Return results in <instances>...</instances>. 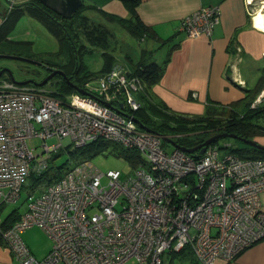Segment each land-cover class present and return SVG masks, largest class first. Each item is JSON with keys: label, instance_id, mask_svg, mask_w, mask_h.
<instances>
[{"label": "built area", "instance_id": "built-area-1", "mask_svg": "<svg viewBox=\"0 0 264 264\" xmlns=\"http://www.w3.org/2000/svg\"><path fill=\"white\" fill-rule=\"evenodd\" d=\"M220 15L218 6L200 7L181 19L179 31L211 37ZM81 89L97 99L54 96L47 86L0 78V214L18 202L27 178L47 181L43 193L32 192L23 211H14L15 222L6 226L0 218V239L20 264H163L164 254L185 250L197 263L213 264L233 261L264 240V159L221 156L230 145L215 143L202 155L166 152L160 134L132 120L142 84L119 61ZM262 102L264 91L252 107ZM95 143L128 155L133 173L123 180L119 171L102 173L86 158L49 172L55 155ZM32 227L52 244L41 260L21 238Z\"/></svg>", "mask_w": 264, "mask_h": 264}, {"label": "crops", "instance_id": "crops-1", "mask_svg": "<svg viewBox=\"0 0 264 264\" xmlns=\"http://www.w3.org/2000/svg\"><path fill=\"white\" fill-rule=\"evenodd\" d=\"M82 1L85 6L96 7L102 13L122 19L129 17L128 11L119 0ZM248 1L141 0L136 12L141 22L151 29L155 38L137 41L130 36V39L137 43H153L140 49L138 54L136 51L133 54L132 50L123 51L119 46L121 53L118 57H113L116 61H122L129 72H133V65L139 60L142 50L153 52L151 59L158 64L162 65L167 59L162 77L150 88L152 101L180 117H206L208 106L219 110L221 107L237 103L245 97L247 90L257 85L259 78L264 74V30L255 24L257 15L264 13V7L257 10L253 5H248ZM8 2L9 0H0V20L7 12ZM213 5L220 8L221 15L213 27L211 37L202 35L189 38L179 31V23L183 17L200 7ZM88 12L95 14L100 20H105L96 10ZM26 16L40 24L28 14L20 19ZM4 19L6 20V16ZM17 26L16 23L12 33ZM18 35L21 36L20 33ZM159 42L171 44L167 49L162 48L157 52L155 47ZM260 138L264 139V136L256 137L255 140L259 142ZM259 144L264 145V142ZM260 201L264 211V193L260 195ZM28 231L21 233V238L32 255L41 260L51 249L49 241L39 231L43 237L41 244H28L31 238ZM0 264H20L1 239ZM163 264L199 263L194 260L189 250H185L178 254H167ZM213 264H264V240L245 249L233 261L225 262L219 259Z\"/></svg>", "mask_w": 264, "mask_h": 264}, {"label": "trees", "instance_id": "trees-1", "mask_svg": "<svg viewBox=\"0 0 264 264\" xmlns=\"http://www.w3.org/2000/svg\"><path fill=\"white\" fill-rule=\"evenodd\" d=\"M17 1L13 6V10L9 11L6 20L4 19L5 21L0 26V45L5 41H13L11 34L18 21L13 23L12 18L18 20L23 15L28 14L42 24L57 41L58 51L49 53V57L54 59V62L46 61L45 63L41 61V63L46 64L48 72L53 69L62 70L69 79V83H67L62 77L55 76L59 80L52 85H57L58 89L50 91L54 96L62 97L76 93L71 84L82 88L90 78H96L111 69L116 60L110 51L115 49L116 39L107 23L117 24L137 41L155 38L151 29L141 22L136 12L141 0H119L129 13L127 19L102 13L96 7L85 6L84 4L70 19H61L53 16L38 0ZM21 1L25 2L18 4ZM95 10L105 20L94 21L85 13ZM24 42L27 43V41ZM94 49H100L101 58L103 59L101 69L95 73L90 72L86 60H83ZM152 54L153 52L142 50L139 60L133 65V72H129L130 76L138 78L142 84V91L136 94V100L140 103V108L133 113V116L143 126L148 127L157 134L170 137L177 144L188 148L194 147L219 133L234 134L247 140L264 136V127L257 123L260 118L264 117V105L252 107L256 96L264 88V74L259 78L254 88L246 91L243 99L237 103L221 107L220 110L223 113L230 114L225 122L220 123L221 121L215 119L217 110L213 106H208L206 117L190 119L174 115L152 101L150 88L159 82L163 74V66L167 62L166 59L162 65L158 64L151 59ZM60 57H65L66 60L63 61ZM6 79H10V77ZM189 135H193L195 140L190 141L188 139ZM256 143L259 144V142ZM103 144L95 143L87 147L103 146ZM244 145L243 149L234 150L237 152L236 154L242 158L264 159V150ZM84 149H81V151ZM123 158L128 160L130 157L126 155ZM17 218L16 212L9 213L4 219V225L12 224Z\"/></svg>", "mask_w": 264, "mask_h": 264}, {"label": "rangeland", "instance_id": "rangeland-1", "mask_svg": "<svg viewBox=\"0 0 264 264\" xmlns=\"http://www.w3.org/2000/svg\"><path fill=\"white\" fill-rule=\"evenodd\" d=\"M10 2L11 0H9L8 5H7V10L8 8H10L8 10V13L9 11L13 10V7H10ZM16 2L18 1L15 0V3ZM262 2H264V0H252V5L255 7V9L258 8L257 10H260L262 7H264V3ZM15 3L13 5H15ZM6 13L4 17L6 16ZM85 13L94 21L100 20L93 13H90V12H85ZM4 17H2L0 20V26L4 22ZM12 21L13 23L18 21L17 29L14 30V32L11 34V37H12L11 39H13L14 42L5 41L2 45H0V54L14 55V56L36 60L39 62L43 61L45 63L46 61L48 62L55 61L54 59L49 57L50 56L49 53L58 51L57 41L47 31V29L44 26H42L41 24H38L35 20H31L27 18V16L25 18L23 17L22 19L19 18L18 20L12 18ZM107 24H108L107 26L112 30L113 34L115 35V39H116L115 49L113 51H110L112 56H116V57L119 56V53H121L119 46L122 47L121 49L123 51L129 50L130 52L132 50L133 54L135 51H136V54H138L140 49H144L149 44L153 43L151 41L150 42L146 41L144 43L143 42L137 43L131 40L130 35L126 33L123 29H121L117 24H109V23ZM18 33H20L21 36L18 35ZM24 41H27V43ZM170 44L171 43H168V42H159L158 45H156L155 50H157L158 52V50L162 48L167 49L170 46ZM60 58L63 61L66 60L65 57H60ZM83 60H86L87 65L90 68V72L95 73L99 71L101 69L102 60H103L101 58L100 49H94L92 53L91 52L88 53V55L85 56ZM2 68L9 69L10 72L13 74L14 79L19 82L26 80L25 74L28 72L35 71V72L40 73L41 75L46 74L48 72V68L46 64L35 66V65L23 63L20 61H15V60H0V69ZM0 78H9V74L5 72L3 75L0 76ZM58 80H59L58 77H55L52 80V82L50 81V83L46 85L47 88L53 91L58 89L57 85H54V86L52 85L54 82ZM262 91H264V88L260 90L258 95ZM259 105H264V102H262ZM229 116H230L229 113L227 112L223 113L219 109L216 111L215 119L218 121H221L220 123H223L229 118ZM257 122L261 125H264V117L260 118ZM188 139L190 141L195 140L193 135H189ZM259 140H260L259 141L260 143L264 142V139L262 138H260ZM254 141L256 140L254 139ZM48 143L51 144V143H57V142L56 140H51V141H48ZM162 143H163V147L166 152H171L173 150L172 145H170L169 143L165 141H163ZM29 144H32L33 146H37V141H33V142L30 141ZM61 144L64 147L67 146L69 144V139H64L61 142ZM215 145L219 147H222L223 145H230V148L220 150L221 156L228 154L230 152L237 153L234 150L243 149V147H245V145L241 141H238L232 138H221L215 142ZM59 154L60 155L54 156L53 163L51 161L49 162V172H52V171L58 172L60 170V167L65 166V168H68L70 166V162H74L79 158H86V159H89L92 162V164L102 173H106L107 171H119L121 174V178L123 180L133 173V169L122 156H119L117 152L113 150L112 148L110 147L106 148L104 145L103 146L94 145L91 147H86L84 150L82 151L80 150V152H76L71 155H69L67 151H63ZM46 175H49V174L46 173ZM36 178L37 177L27 178L24 184V187L21 191V197L18 200V202L14 204H7L1 208V214H0L1 219H4L9 213H12L13 211L22 212L24 209V205H25V199L32 192L36 194H40L46 190V186H47L46 179L44 177L38 178V179ZM32 228L28 229L29 231L26 230L30 233L29 235L31 236V238H29L28 244L32 242L33 243L37 242L41 244L43 237L40 233L42 232L44 237H47V235L41 228H38V227H32ZM46 239H48V237ZM48 241L51 246L52 245L51 241L49 239ZM166 255L167 254L163 255V260H164V256ZM127 264H132V262H129Z\"/></svg>", "mask_w": 264, "mask_h": 264}, {"label": "water", "instance_id": "water-1", "mask_svg": "<svg viewBox=\"0 0 264 264\" xmlns=\"http://www.w3.org/2000/svg\"><path fill=\"white\" fill-rule=\"evenodd\" d=\"M38 2L45 7L48 11L52 12L53 14L57 15L58 17H60L61 19H70L79 9L80 7L83 5V1L82 0H38ZM0 60H15V61H20L23 63H27V64H31V65H35V66H40L42 65L41 62L36 61V60H32V59H28V58H23V57H19V56H14V55H7V54H0ZM8 73L10 79L17 83V84H32L34 86L37 87H43L45 86L53 77L55 76H60L62 77L67 83H69V79L67 78V76L65 75V73L62 70H58V69H53L52 71H50V73L40 82L37 81H33L30 79L24 80V81H16L13 77V74L10 72L9 69L7 68H2L0 69V76L4 73ZM71 86L73 87V89L76 90V92L82 94V95H87V96H91L94 97L95 99H97L95 96L91 95L90 93L84 91L83 89L77 87L76 85L71 84ZM99 100V99H98ZM100 102H102L100 100ZM106 105H109L105 102H102ZM122 105L120 104L119 107L117 108V110L119 112H121L122 114L123 111L121 109ZM126 115V114H124ZM132 120L138 124L142 129L144 130H148V131H152L151 129H149L146 126H143L140 121L133 117ZM161 138L163 139V141L169 143L170 145H172V147L179 149L183 152H186L188 154H193V153H197L198 155H202L205 150L206 147H208L211 144H214L217 140L221 139V138H232L235 140H239L242 143L248 145V146H252L258 149H262L264 150V146L256 143L254 140H247V139H242L237 137L234 134H227V133H219L216 134L208 139H206L205 141H203L202 143L194 146V147H183L179 144H177L173 139H171L170 137L161 135Z\"/></svg>", "mask_w": 264, "mask_h": 264}, {"label": "flooded vegetation", "instance_id": "flooded-vegetation-1", "mask_svg": "<svg viewBox=\"0 0 264 264\" xmlns=\"http://www.w3.org/2000/svg\"><path fill=\"white\" fill-rule=\"evenodd\" d=\"M32 2H34V1H32ZM10 8H8V10H9ZM8 10H7V12H8ZM50 13H52V12H50ZM8 15V14H7ZM6 15V16H7ZM52 15L53 16H57V15H55V14H53L52 13ZM58 17V16H57ZM50 72H47L46 74H43V75H41L40 73H38V72H35V71H32V72H28V73H26L25 75V78H26V80L27 79H30V80H33V81H37V82H40V81H42L48 74H49ZM3 75V74H2ZM55 77H53L50 81L52 82V80L54 79ZM50 81L48 82V83H50ZM47 83V84H48ZM46 84V85H47ZM45 85V86H46Z\"/></svg>", "mask_w": 264, "mask_h": 264}, {"label": "bare ground", "instance_id": "bare-ground-1", "mask_svg": "<svg viewBox=\"0 0 264 264\" xmlns=\"http://www.w3.org/2000/svg\"><path fill=\"white\" fill-rule=\"evenodd\" d=\"M255 24L257 27H259L261 30H264V13H259L257 17L255 18Z\"/></svg>", "mask_w": 264, "mask_h": 264}]
</instances>
